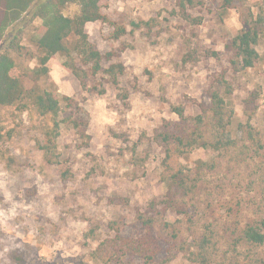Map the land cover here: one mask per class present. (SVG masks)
<instances>
[{
	"label": "rangeland",
	"instance_id": "rangeland-1",
	"mask_svg": "<svg viewBox=\"0 0 264 264\" xmlns=\"http://www.w3.org/2000/svg\"><path fill=\"white\" fill-rule=\"evenodd\" d=\"M179 2L100 3L110 24H89L87 32L101 54H116L112 62L124 66L119 89L100 76L94 82L106 93L98 95L63 68L61 55L48 63L50 83L70 100L61 102L58 164L47 165L40 151L50 118L31 107H0V264H107L93 255L98 245L116 234L136 238L138 213L165 193L164 154L155 136L166 122L178 120L174 108L199 115L208 106L212 79L223 73L233 88L227 100L233 110L231 137L249 149L243 154L247 159L253 143L244 140L239 125L249 127L260 133L263 151L232 173L224 155L209 150H194L178 163L213 165V171L200 173L198 197L209 221L217 215L240 222L264 219V34L254 66L232 74L224 45L242 28L238 6L223 10L221 0H194L183 10ZM245 5L264 18V0H245ZM76 11L71 6L65 14ZM115 25L125 29L119 41L112 39ZM33 29L25 30L23 45L36 55ZM26 65L34 68L38 61ZM124 90L127 98L121 100ZM166 219L175 218L169 213ZM118 262L110 264L128 263ZM172 264L187 263L179 257Z\"/></svg>",
	"mask_w": 264,
	"mask_h": 264
},
{
	"label": "trees",
	"instance_id": "trees-1",
	"mask_svg": "<svg viewBox=\"0 0 264 264\" xmlns=\"http://www.w3.org/2000/svg\"><path fill=\"white\" fill-rule=\"evenodd\" d=\"M102 1L0 0V107H17L21 111L31 107L38 115L51 119L52 125L40 144L47 165L59 163L58 118L61 102L70 101L60 96L50 83L48 63L61 55L63 68L84 88L93 86L98 95H104L106 88L98 89L94 82L97 77L107 80L109 87L119 89V78L125 73L121 63L112 62L116 54H101L87 32L89 24H110L102 13ZM179 3L183 10L195 4L194 0ZM234 5L239 8L242 28L225 43L224 51L230 72L238 74L252 68L259 59L256 47L264 34V18L253 14L245 0H221L220 8L227 10ZM71 6L77 7V11L68 16L65 10ZM32 26L36 55L23 45L25 30ZM124 34L125 29L115 25L112 39L119 41ZM206 54L217 58L216 52ZM31 59H37V67L26 65ZM15 69L19 70L17 76L12 75ZM211 82L207 91L208 106L199 115L186 116L183 109L174 108L178 120L166 122L155 136L164 154L160 181L165 193L150 200L144 213H138L139 235L129 239L116 234L104 240L94 250L95 258L107 264L114 259L134 264H172L179 257L187 264H264V219L240 222L228 215L225 220L217 215L209 221L207 208H202L198 197L200 173L213 171V165L201 163L189 168L178 163L194 150H209L223 154L227 173H232L236 166L263 151L260 133L239 125L244 140L253 143L250 148L253 155L243 158L249 149L241 146V141L232 138L230 133L233 110L227 100L233 93L232 85L226 73L217 75ZM118 96L125 100L127 93L124 90ZM3 138L0 124V145ZM169 213L174 221L166 219ZM241 249L244 255L240 254Z\"/></svg>",
	"mask_w": 264,
	"mask_h": 264
}]
</instances>
